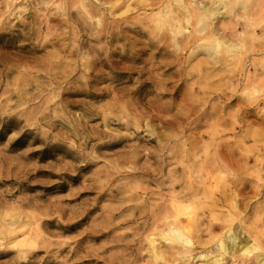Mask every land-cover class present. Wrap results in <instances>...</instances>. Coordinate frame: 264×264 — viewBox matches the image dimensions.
Wrapping results in <instances>:
<instances>
[{
  "label": "rangeland",
  "instance_id": "374dc122",
  "mask_svg": "<svg viewBox=\"0 0 264 264\" xmlns=\"http://www.w3.org/2000/svg\"><path fill=\"white\" fill-rule=\"evenodd\" d=\"M174 1L0 0V264H262L264 0L213 58Z\"/></svg>",
  "mask_w": 264,
  "mask_h": 264
},
{
  "label": "bare ground",
  "instance_id": "6f19581e",
  "mask_svg": "<svg viewBox=\"0 0 264 264\" xmlns=\"http://www.w3.org/2000/svg\"><path fill=\"white\" fill-rule=\"evenodd\" d=\"M200 1V0H199ZM206 1V0H205ZM208 2H202L200 1L199 3L201 5L198 4V6L196 7H192L191 9H189L188 7V1H186L187 3L185 4L184 0H175L174 2H177L180 6V8H182L184 11L181 14H174L173 11L171 10H165L163 15L160 17V24L164 25L166 23H171L170 21H173V31L175 33V35H179L183 32V30H186V24H189L193 27V33H191V35H189L195 42L196 47L195 48H201L204 51H206L208 57H212V56H216V54L221 53V52H225V53H231L234 49H236L238 47V44L240 45L241 43L239 42H235V40H233L234 38H232L231 36L230 38H232V40L234 41L232 43L231 39L230 41L227 40V35L225 34L223 29V34H220V30L223 28L221 27V29H215L212 26V20L217 16L221 15L222 18L221 19H226V15H230V13L232 12L233 8L235 6L238 5H242L243 9H245L248 5H250L249 3L251 2V0H207ZM254 1V0H253ZM165 2V1H164ZM173 2V3H174ZM197 2V1H195ZM163 3V1H162ZM162 3L160 5H162ZM172 3V2H171ZM192 3V2H191ZM198 3V2H197ZM256 3V1H255ZM175 4V3H174ZM173 4V5H174ZM252 4V3H251ZM172 5V4H171ZM257 5V4H256ZM255 5V6H256ZM260 5V4H259ZM175 6V5H174ZM241 6V7H242ZM254 6V3H253ZM252 6V7H253ZM258 6V5H257ZM256 6V7H257ZM161 7V6H160ZM239 7V6H238ZM255 7V8H256ZM249 8V7H248ZM247 8V9H248ZM254 8H251V10ZM264 9V8H262ZM164 10V9H163ZM250 10V8L248 9ZM251 10L249 11L251 13ZM257 10V8H256ZM255 10V12H256ZM160 11V10H159ZM162 11V10H161ZM182 11V10H181ZM160 13V12H159ZM236 13V12H234ZM247 13V10H246ZM249 13V14H250ZM253 14V13H252ZM251 14V15H252ZM255 14L258 13H254L253 16H255ZM159 15V14H157ZM161 15V14H160ZM248 16V15H247ZM245 16V17H247ZM252 16V17H253ZM230 17V16H228ZM238 17V16H237ZM243 17V16H242ZM242 17L240 16V18L242 19ZM251 16H249V18H252ZM255 18V17H254ZM229 19V18H228ZM252 20V19H251ZM255 20V19H254ZM253 20V21H254ZM227 21V20H226ZM229 21V20H228ZM249 21V20H248ZM223 23V22H221ZM171 25V24H170ZM228 25V24H227ZM218 26V25H217ZM223 26H225L223 24ZM228 27V26H227ZM227 30V29H226ZM186 32V31H185ZM56 36V35H55ZM189 37V38H190ZM243 37V36H242ZM243 39V38H242ZM244 40V39H243ZM237 41V40H236ZM246 42V41H244ZM249 44V43H248ZM240 47V46H239ZM238 49V48H237ZM220 55V54H219ZM217 55V56H219ZM223 55V54H222ZM230 57V56H229ZM213 58V57H212ZM232 58V57H231ZM222 59V58H221ZM216 60V59H214ZM220 60V57H219ZM202 61V60H201ZM232 61V60H231ZM230 61V62H231ZM217 62V61H216ZM252 62V61H251ZM250 62V64H251ZM254 63V62H253ZM235 64V63H234ZM254 65V64H253ZM256 65V64H255ZM230 66V65H229ZM208 70V69H207ZM230 72V71H229ZM233 72V71H232ZM207 74H205L206 76ZM212 75V74H211ZM54 76V75H53ZM212 78V77H211ZM248 78V77H247ZM206 79V78H205ZM250 80V79H249ZM251 81V80H250ZM206 82H209V80ZM229 82V80H228ZM249 83V82H248ZM202 85V84H201ZM209 85V84H208ZM229 85V84H228ZM220 86V85H219ZM251 87V82L250 85ZM262 86V85H261ZM211 87V86H210ZM227 87V86H226ZM249 88V87H248ZM253 88V87H252ZM255 88V87H254ZM219 89V88H218ZM251 89V88H250ZM249 89V90H250ZM256 90V89H255ZM254 90V92H256ZM261 90V89H260ZM259 91V89H258ZM257 91V92H258ZM223 92V91H222ZM250 92V91H249ZM252 92V90H251ZM221 93V92H220ZM242 93V92H241ZM250 94V93H249ZM255 93H253V96ZM251 95V94H250ZM247 97V96H246ZM252 97V95L250 96ZM264 97V96H262ZM196 98V97H195ZM248 98V97H247ZM198 99V98H197ZM236 104V103H235ZM216 118V117H215ZM227 124V123H226ZM221 129V128H220ZM213 132V131H212ZM254 132V131H253ZM219 133V132H218ZM252 134V132H251ZM259 135V133H258ZM251 136V135H250ZM225 140V139H224ZM214 142V141H213ZM224 142V141H223ZM212 143V142H211ZM208 144V143H207ZM206 145V144H205ZM204 145V146H205ZM211 146V145H210ZM218 147V146H217ZM206 148V147H205ZM222 148V147H221ZM242 148V147H240ZM208 150V149H206ZM204 151V150H203ZM204 153V152H203ZM205 154V153H204ZM221 154V153H220ZM215 155V154H214ZM230 157V156H229ZM229 160V159H228ZM227 160V161H228ZM232 161V160H231ZM216 163V162H215ZM235 167V166H234ZM226 170V169H225ZM237 170V169H236ZM235 175V174H234ZM237 177V176H235ZM236 181V179H235ZM238 181V180H237ZM243 231V228L237 224L233 227L232 231L226 236V238L221 240V248L222 251L225 253L229 247L233 244H235L238 239L239 236L241 234V232ZM168 237L170 241H173V239L182 244V247L187 248L186 246L190 245V239L187 237H183L182 231L178 228V227H171L168 231ZM219 246V245H218ZM220 247V246H219ZM180 251L182 249H179ZM257 260L258 261H262V264H264V254H259L257 256Z\"/></svg>",
  "mask_w": 264,
  "mask_h": 264
}]
</instances>
